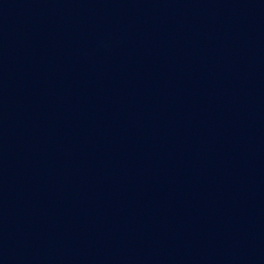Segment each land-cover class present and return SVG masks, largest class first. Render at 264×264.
<instances>
[{"label":"water","instance_id":"95a60500","mask_svg":"<svg viewBox=\"0 0 264 264\" xmlns=\"http://www.w3.org/2000/svg\"><path fill=\"white\" fill-rule=\"evenodd\" d=\"M264 214V0H0V264H221Z\"/></svg>","mask_w":264,"mask_h":264}]
</instances>
